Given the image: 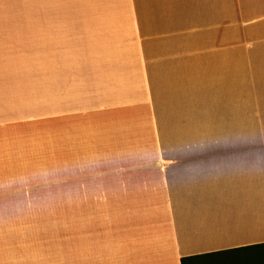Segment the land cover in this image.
<instances>
[{"label": "crops", "instance_id": "0c3cea01", "mask_svg": "<svg viewBox=\"0 0 264 264\" xmlns=\"http://www.w3.org/2000/svg\"><path fill=\"white\" fill-rule=\"evenodd\" d=\"M36 2L48 17L0 22V139L93 141L70 168L101 202L86 264L264 243V0Z\"/></svg>", "mask_w": 264, "mask_h": 264}, {"label": "rangeland", "instance_id": "374dc122", "mask_svg": "<svg viewBox=\"0 0 264 264\" xmlns=\"http://www.w3.org/2000/svg\"><path fill=\"white\" fill-rule=\"evenodd\" d=\"M36 4L8 0L0 22L48 17L47 6L40 12ZM32 125L0 139V264H86V228L102 225L101 202L87 201L85 172L70 168L93 141L74 131L70 139L58 133L55 144L52 121ZM243 129L261 124L240 122Z\"/></svg>", "mask_w": 264, "mask_h": 264}, {"label": "trees", "instance_id": "16d2710c", "mask_svg": "<svg viewBox=\"0 0 264 264\" xmlns=\"http://www.w3.org/2000/svg\"><path fill=\"white\" fill-rule=\"evenodd\" d=\"M182 264H264V243L183 257Z\"/></svg>", "mask_w": 264, "mask_h": 264}]
</instances>
